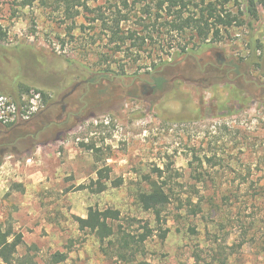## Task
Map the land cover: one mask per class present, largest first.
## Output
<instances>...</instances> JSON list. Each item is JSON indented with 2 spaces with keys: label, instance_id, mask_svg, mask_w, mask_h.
Segmentation results:
<instances>
[{
  "label": "rangeland",
  "instance_id": "374dc122",
  "mask_svg": "<svg viewBox=\"0 0 264 264\" xmlns=\"http://www.w3.org/2000/svg\"><path fill=\"white\" fill-rule=\"evenodd\" d=\"M124 1L73 0L67 14L63 0L28 7L0 0V117L21 124L45 107L41 93L52 97L104 69L126 82L161 68L168 80L177 72L208 79L193 72L196 60L187 53L214 64L212 52H221L244 76L233 87L225 72L211 87L176 82L57 138L46 132L30 149L15 145L19 152L9 150L0 166V225L22 236L18 257L35 264H264V10L258 6L253 20L246 0H206L238 21L201 43L168 34L164 12L154 21L165 0ZM122 16L123 36L137 33L144 43L110 41L104 28ZM118 84L112 89L122 99ZM158 177L170 196L164 239L140 206ZM107 208L119 219L102 245L73 217ZM144 227L155 231L142 252L122 261L120 233L138 235Z\"/></svg>",
  "mask_w": 264,
  "mask_h": 264
},
{
  "label": "trees",
  "instance_id": "16d2710c",
  "mask_svg": "<svg viewBox=\"0 0 264 264\" xmlns=\"http://www.w3.org/2000/svg\"><path fill=\"white\" fill-rule=\"evenodd\" d=\"M22 7L31 6L34 0H16ZM73 0H63L64 10L69 14ZM227 3V0H224ZM246 14L251 19L255 20L257 16V7H261L264 10V0H246ZM124 6H127V0L123 2ZM88 10L86 4L77 5ZM156 16L154 21L161 19L157 14L159 12L165 13L164 25L168 34L178 35H190L201 42L205 43L210 38L213 40L218 37L222 29H226L236 23L238 19L232 17L224 6L220 9L214 3L206 2V0H165L161 2L155 9ZM98 17H101L98 15ZM126 17L122 16L118 19L115 25L112 27H105L104 29L110 33V41L113 43L119 42V44H126L127 40L136 41L140 40L142 43L145 41V37L136 38L137 33L129 32L127 37H124L123 31L120 30L119 25L122 21H125ZM96 21V20H95ZM141 24V23H140ZM251 24V23H250ZM145 30L149 29L148 24H141ZM104 26L105 23H104ZM154 27V24L150 25ZM187 47H180V52H187ZM1 57V56H0ZM104 72H109L108 69H104ZM28 93V89L25 90ZM41 99L43 103H47L49 97L41 93ZM11 125H8V127ZM90 150L95 149L94 146L88 147ZM101 176V175H100ZM104 178H108L107 175ZM159 178V177H158ZM160 178L156 181H152L150 185V191L146 198L140 199V206L144 212H148L152 215L155 227L159 232V238L164 239L167 230L162 229L164 224V214L170 202L169 193L164 189ZM120 185L119 183L116 186ZM104 191V185H101L98 192ZM74 221L78 225L80 231H89L100 244H104L105 241L114 237L115 231L112 225L113 222L118 221L119 211L107 208L102 211H89L87 218L73 217ZM155 229H149L144 227V233L138 235L127 234L126 232L120 233L121 236L117 241V256L124 262H128L134 258L137 253L143 248L144 243L152 236ZM22 236L20 234L13 233L10 227L5 228L0 225V264H35L28 256L18 257V249L23 247ZM59 257V255H57ZM24 258V259H23ZM57 261L60 262L63 257H59ZM18 262V263H17Z\"/></svg>",
  "mask_w": 264,
  "mask_h": 264
},
{
  "label": "flooded vegetation",
  "instance_id": "af4514ba",
  "mask_svg": "<svg viewBox=\"0 0 264 264\" xmlns=\"http://www.w3.org/2000/svg\"><path fill=\"white\" fill-rule=\"evenodd\" d=\"M186 55L196 60V64L192 68L193 72L208 79L191 77L192 75H189L188 72H177L168 80L163 75L164 70L161 68L157 73L150 72L147 75L133 76L126 82L125 78L101 71L80 78L67 88L55 91L56 94L49 97L44 108L37 109L31 117L24 118L21 124L12 125L0 122V166L9 150L12 154L16 153L15 145H24L25 150L30 149L38 138H46V132L57 138L84 120L108 116L111 108L116 109V106H120L127 99L141 101L153 99L159 91H164L165 88L176 82L193 86L206 82L207 86L211 87L214 80L219 78L218 75L224 72L223 79H227L228 84L233 87L238 86L240 77L244 76L239 72L238 65L227 62L221 52H212L214 64L203 63L201 58H197L191 53ZM116 81L119 82V88L125 92L122 99L118 98L119 95H116L112 89ZM252 82L253 85L260 86L257 82ZM261 86V93L264 95V83ZM91 93L94 95L93 98L90 96ZM90 100L95 102H90ZM230 100L232 99L230 98ZM78 113L79 115H77ZM36 120L39 122L38 127L35 124ZM8 125L11 126L8 127ZM17 130L20 131L19 134L16 133Z\"/></svg>",
  "mask_w": 264,
  "mask_h": 264
},
{
  "label": "built area",
  "instance_id": "2783aa9c",
  "mask_svg": "<svg viewBox=\"0 0 264 264\" xmlns=\"http://www.w3.org/2000/svg\"><path fill=\"white\" fill-rule=\"evenodd\" d=\"M3 119V117H0V122H8L7 119L5 121Z\"/></svg>",
  "mask_w": 264,
  "mask_h": 264
}]
</instances>
